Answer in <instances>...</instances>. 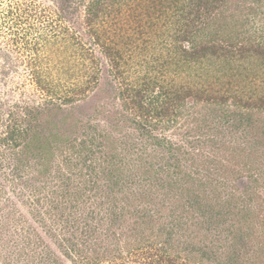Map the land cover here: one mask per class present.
I'll return each instance as SVG.
<instances>
[{
  "label": "rangeland",
  "instance_id": "374dc122",
  "mask_svg": "<svg viewBox=\"0 0 264 264\" xmlns=\"http://www.w3.org/2000/svg\"><path fill=\"white\" fill-rule=\"evenodd\" d=\"M89 1L93 0H0V264H197L198 261L220 264L217 257L225 256L226 240L217 231L223 226L217 230V222L210 224L209 213L202 217L204 211H212L209 206L202 211L198 208L192 210L191 197L166 184L168 174L176 181L179 178L177 163H180L181 169L195 178L194 186L204 192L203 198L209 193V196H215V202L230 191H238L237 194L246 198L248 205L254 201L256 212L262 216L260 219H264V142L259 143L257 151L252 147H242L241 159L233 161V165L224 161V149H219V145L213 146L209 139L204 140V137L208 138L205 135L208 134L207 128L203 127L202 132L197 128L199 121H208L209 111L201 109L202 104L196 110L184 107V116H177L170 125L160 123L150 135L132 123V115H122V130H112L108 125L113 119L120 118V115H114L113 109L119 107L118 104L124 105V100L115 93L97 99L96 103L102 102L103 112L94 113L92 109H86L84 114H77V119L70 117L67 120L70 125L78 122V130L71 139L76 136L88 138V133L84 134L88 132V125H99L95 143L89 144L95 149V159L87 163L67 150L64 140L69 127L67 123L62 124L53 149L46 151L44 157L36 154L34 144L27 147L24 142L14 146L11 141L5 142L1 138L8 127L13 128L16 119L17 125H21L19 117L27 115L31 106L47 107L51 95L52 99H58L52 92L43 91V84L60 94L63 89H78L81 84L89 83V76L98 73V65L94 73H85L91 71L96 63L90 61L93 57L81 51V46L95 49V55L99 56L101 48L93 38L114 32L112 29L117 24H101L99 18L96 30L87 31L86 19L83 18ZM158 1H120L122 19L115 18L120 20L118 26L123 25L125 32L136 37L140 31L134 17L137 12L147 17L145 12L150 8L149 19L154 18L155 21L151 19L152 24H145V33L154 40L160 38V41L171 36L183 21L179 20V11L170 2L172 0L166 3ZM10 9L15 16L9 15ZM79 10L82 13L80 19ZM16 13L23 15L22 18L18 15L17 20ZM51 20L54 21L53 26H50ZM82 22L84 24L81 25ZM60 25L63 29L66 26L72 28V33L67 31L69 37L64 35L61 38L62 34H58L57 38L55 31L60 30ZM72 35L77 39H72ZM143 69L150 77L154 74L149 66ZM95 78L86 93L91 96L89 100L96 93L102 94L100 89V92H94ZM76 93L74 96L79 99V90ZM188 102L192 104L193 100ZM73 105L69 103L63 107L67 109ZM128 110L129 113L135 112L131 105ZM255 116L264 121V112ZM237 119L239 123L240 117ZM42 123L47 132L59 129L53 123ZM219 123L225 131L230 128L226 117L219 118ZM244 123L237 127V132H240L237 141L252 143L250 140L264 136L261 130L258 131L261 126ZM44 127L39 126L38 130L42 131ZM101 130H111L117 139L120 153L117 165L125 171L121 181L123 189L110 195L107 193L110 192L107 187L109 181L101 175L98 165L110 166L106 159L110 158L112 151L108 144L101 150ZM44 133L48 135L45 130ZM154 136L161 141H156ZM212 156L216 161L208 160ZM104 159V163L100 162ZM223 163L234 169L226 188L216 181L209 184V179L218 169L214 170V166H223ZM89 164L98 166V175L91 173ZM252 177L258 181L253 182ZM67 181L72 185H67ZM245 187L262 197L253 196L254 200H248L253 193L247 194ZM149 190L155 198L141 200L137 197V193ZM78 192L83 199L77 196ZM100 202L103 203L99 205ZM160 204L166 207L162 211L159 210ZM145 210L154 216L153 221L144 215ZM260 219H257L256 226L263 230L264 221ZM200 224L202 229H199ZM217 243L221 245V253L215 252L211 258V247ZM252 247H256L254 243ZM195 252H198L197 262L190 258Z\"/></svg>",
  "mask_w": 264,
  "mask_h": 264
},
{
  "label": "trees",
  "instance_id": "16d2710c",
  "mask_svg": "<svg viewBox=\"0 0 264 264\" xmlns=\"http://www.w3.org/2000/svg\"><path fill=\"white\" fill-rule=\"evenodd\" d=\"M120 1L122 0H93L86 5V14L83 19H86L84 23L87 26V31L96 30L94 28L98 26L99 18H101L99 20L101 24L110 23L111 26L117 24L112 29L114 32H108L104 37L94 36V42L101 48L99 56L95 55V49L86 47V45L81 46V51L84 50L85 55L93 57L90 61L96 63L91 71L85 73L88 75L94 73L97 65L99 66L98 73L89 76L91 79L89 83L81 84L78 89H63L60 94L56 93L52 89L53 87L43 84L45 87L42 86L41 89L48 93L52 92L58 99L54 100L51 97L53 95H48L47 107L31 106L30 109H27V115L19 117L21 125H17L18 119H16L13 128L8 127L7 133L1 137L2 140L11 141L14 146L24 142L27 147L34 144L37 147L36 154L44 157L46 151L53 149L54 139L61 132L62 124L67 123L69 127L67 130L65 129L64 139L66 148L71 154H75L81 158V161L87 163V161L95 159V149L89 144L95 143L99 125L94 123L88 125V132L84 133H88V138L76 136L71 139L72 134L78 130V122L75 125H70L67 120L70 117L77 119V114H84L86 109H92L95 111L94 113L103 112V108L100 106L102 102L96 103L95 101L106 96L110 97L112 93H115V96L124 100V105L118 104L119 107L113 109L115 113L113 114L120 115V118L110 122L108 127L112 130L114 128L122 130V115L126 117L132 115L130 118L132 123L151 135L160 123L170 125L177 116H184V107L188 110H196L200 106L199 104H202L201 109L206 108L209 111L208 121H203V123L199 121L197 128L201 132L203 127L207 128L208 134L205 135L208 138L204 137V140L209 139L213 146L219 145V149H224L226 153L224 161L239 162L244 151L242 147H252L255 151L260 149L257 146L264 142V136H257L254 141L250 140L252 143L237 141L240 139L237 127L241 124L244 125V122H249L247 124L254 127L261 126L258 131L261 130L260 133L264 135V121L261 117L255 116L257 113L264 112V0H172L170 2L174 3L179 11V20L183 21L181 22L182 26L178 27L179 33L174 31L171 36L168 35L161 41L160 38L154 40L146 34L145 24L147 22L152 24L155 21L154 18H151L153 22L149 19L150 8L145 12L147 17H144V14L141 15L140 12H137L134 17L137 29L140 31H137L136 37L125 32L123 25L118 26L120 20L115 18L122 19L120 17L122 2ZM162 1L169 2V0H159L158 3ZM245 2L248 4L246 5ZM240 6L242 7L240 8ZM78 9H80L79 5ZM139 9H141L140 6ZM16 14L18 20L19 13ZM9 15L15 16L12 9L9 10ZM22 16L19 15L20 18ZM81 17L82 13L79 10L78 19ZM108 17L110 19H107ZM53 22L51 20L50 26H53ZM84 23L82 22L81 25ZM59 28L60 30L55 31L58 39V34H62L60 35L62 38L64 35L69 37V33L73 32L70 26L63 29L60 25ZM71 37L77 39L74 35ZM165 50L166 53H164ZM79 64L81 63L79 62ZM146 66L153 70L154 74L151 77L144 72L143 68ZM85 69L88 70L87 67ZM94 77H96L93 80L95 81L94 88H96L94 92L101 91L102 94L96 93L89 100L91 96L86 93L90 89ZM77 90L80 92L78 93L79 99L74 96L77 94ZM104 91H106L105 94ZM82 97L86 99H82ZM190 99L193 100L192 104L188 102ZM69 103L75 105L65 109L63 106ZM184 104H190V106ZM130 105L133 106L135 112L129 113ZM125 112L128 115H125ZM41 116L42 118H40ZM222 116L229 119L230 122V128L226 131L221 129L219 123V118ZM53 117L54 119H52ZM237 117H240L239 123ZM186 119H189L188 116ZM42 122L49 125L53 123L59 129L47 132V127H44ZM39 126L44 127L49 136L44 133V130H38ZM31 134L32 137H28ZM99 134L105 141L104 144L103 141L99 144L101 150L103 145L108 144L112 151L110 158L106 160L108 164L111 163L114 166L111 164L110 166L98 165L101 175L109 181L107 187L110 192L107 193L110 195L113 191L117 192L123 189L121 181L125 171L117 165L120 153L117 150V139H114L111 130H104ZM155 140L161 141L156 137ZM200 141L205 144V141ZM254 143L256 146H252ZM106 160L100 162L104 163ZM208 160L216 161L213 156ZM177 165L180 179L173 181L171 175L168 174L167 180L169 181L166 184L171 189L177 188L183 194L189 195L193 201L191 203L192 210L198 208L199 211H202L204 207L209 206L212 211H204L201 213L202 217H206L205 213H209L210 224H213V221L217 222V230L219 226H223L217 231V234H223L222 239L226 240L225 256H216L220 264H264V232H262L264 229H259L256 226L257 219L262 216L256 212L254 201L248 205L246 198L237 194L238 191H230L215 202L213 199L215 196H209V193L203 198L204 192L201 193L202 190L200 191L196 189V185L194 186L193 175L183 171L180 163ZM88 166L93 175H98L96 164ZM214 167V170L218 169L208 183L216 181L218 185L226 188L228 177L234 172V169L225 163L223 166ZM81 168L84 170L83 167ZM182 174H185V177H182ZM257 181L258 178H253V182ZM66 183L69 186L72 185L71 182L67 181ZM85 186L91 187V185ZM244 190L247 194L253 193L247 198L250 201L255 199L253 196L262 197L248 187H245ZM78 194L77 196L82 198L81 192ZM137 197L141 200L149 197L150 199L155 198L154 193L150 190L143 191L141 194L137 193ZM103 202H100L99 205ZM165 208L164 204H160V211ZM144 212V215L149 216L150 221L154 220L153 215L151 217L146 210ZM260 220L264 221V219ZM180 225L181 223L178 227ZM201 227L200 224V228H198L202 229ZM253 243L255 248L252 247ZM210 251L211 258L215 252L220 254V243L213 244ZM192 255L190 258H194L197 262L198 252ZM197 264L202 263L198 261Z\"/></svg>",
  "mask_w": 264,
  "mask_h": 264
}]
</instances>
